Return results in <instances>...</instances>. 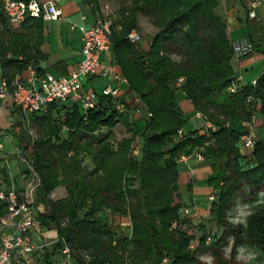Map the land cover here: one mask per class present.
Instances as JSON below:
<instances>
[{
	"label": "trees",
	"instance_id": "16d2710c",
	"mask_svg": "<svg viewBox=\"0 0 264 264\" xmlns=\"http://www.w3.org/2000/svg\"><path fill=\"white\" fill-rule=\"evenodd\" d=\"M84 1L93 9L96 0ZM218 8V0H129L119 9L110 23L111 62L141 101L138 117L129 107L119 113L108 97H100L91 110L84 111L76 101L52 103L45 112L29 117L37 136L30 143L19 136L18 147L29 153L41 181L35 202L47 213L39 214L37 221L43 230L56 231L52 254L68 246L76 264H208L198 259L199 247L190 248V218L181 217L182 204L176 202L178 160L195 151L212 171L208 186L216 200L210 219L236 236L232 256L242 233L264 251V208L243 229H231L226 219L243 185L250 190L264 187V142L257 138L251 153L240 145V124H252L256 115L264 120V73L255 86L229 92L235 80L233 48ZM98 9L95 3L93 13L101 17ZM140 16L158 30L146 47L128 39L132 30L141 34ZM44 31L45 21L31 16L19 28L12 27L0 4V69L8 82L28 66L37 67L35 61L43 58ZM249 41L264 55L260 42ZM178 93L215 127L214 132L195 130L178 137L187 122ZM117 125L129 136L117 139L113 132ZM9 184L0 150V190ZM59 187L66 195L51 198ZM4 213L0 200V218ZM116 217L128 221L127 235L112 222ZM174 222L178 227L172 228ZM203 244L204 239L200 247ZM217 245L210 248L212 264H227ZM83 253L90 255L89 262Z\"/></svg>",
	"mask_w": 264,
	"mask_h": 264
},
{
	"label": "built area",
	"instance_id": "2783aa9c",
	"mask_svg": "<svg viewBox=\"0 0 264 264\" xmlns=\"http://www.w3.org/2000/svg\"><path fill=\"white\" fill-rule=\"evenodd\" d=\"M2 10L9 24L19 28L27 16L42 18L45 22H55L64 19L63 9L56 0H0ZM263 0H249L247 17L250 20L261 21L259 10ZM71 30H77L81 37L80 60L72 72L67 76H54L50 73L41 74L36 66L30 65L21 75H17L8 82L2 76L0 69V105L10 102L17 112L24 118L29 119L33 114L46 111L52 103H65L69 100L76 101L84 111L96 108L100 97H108L114 101L115 108L119 113H125L128 107L138 117L142 114L141 101L137 95L129 90L127 78L120 69L111 62V28L110 24L103 21L99 16L93 24L86 23V17L81 16L79 24L71 23ZM128 39L132 43H143V36L136 30H132ZM233 60L238 61L255 53L254 45L248 39L232 42ZM109 57V64L101 63V56ZM89 77H98L103 80L99 89L85 90L83 80ZM241 78L235 77L234 82L228 88L229 92L235 93ZM183 79H179L180 85ZM257 80L250 84L256 85ZM251 98L248 97V101ZM201 118V115L197 113ZM241 125L240 145L251 153L256 145L257 138L251 132V123L243 122ZM205 130L215 131V127L206 123ZM185 134L184 130L178 131V137ZM3 149L0 143V150ZM30 152V149H29ZM136 153V151H135ZM20 155V154H19ZM27 166L19 177L9 173L10 184L0 190V200L5 203V213L0 218V264H26L32 261V256L40 255L45 251L47 244L41 239L42 230L37 221L38 205L35 202L37 191L41 181L35 172L29 153L19 156ZM190 160L202 162L204 156L195 151L191 156H181L179 163H187ZM209 200H216L213 191ZM190 210L183 209L182 218H190ZM178 227L177 222L172 223V228ZM192 234V233H191ZM57 239V234H56ZM209 242V237L206 239ZM194 249V244L190 243ZM65 256L66 264H72L73 257L68 246L61 249ZM90 257L86 262H89ZM163 264H167L164 261Z\"/></svg>",
	"mask_w": 264,
	"mask_h": 264
},
{
	"label": "rangeland",
	"instance_id": "374dc122",
	"mask_svg": "<svg viewBox=\"0 0 264 264\" xmlns=\"http://www.w3.org/2000/svg\"><path fill=\"white\" fill-rule=\"evenodd\" d=\"M219 1V8L218 14L227 22L228 14H226L227 10L230 8L232 9V16H237L240 12L241 15H247V10L245 5L241 7L240 0H218ZM233 1V4L230 3ZM87 3L86 1H84ZM98 5V12L101 16L100 18L107 22H113L116 17L119 9L129 4V0H96L95 2ZM95 3L93 4V9H95ZM264 3V0H263ZM90 4V3H87ZM231 4V6H229ZM225 5V6H224ZM226 7V9H225ZM98 15V14H97ZM96 17V15H95ZM250 20V19H249ZM254 21V20H252ZM258 23V27L260 29L261 35L256 37L254 41L260 42L262 47L264 48V20L256 21ZM139 25H140V32L144 38V42L142 43L144 47L148 45V42L151 41L152 37L157 33V29L143 16L139 17ZM173 59L178 61V56H173ZM233 66L234 60L231 63ZM84 85L88 86L86 83V79L83 80ZM175 87V85H172ZM178 103L180 101V95L177 94ZM181 108V107H180ZM15 109V108H14ZM14 119L9 120L5 123L3 129H1L2 137L7 136V138H3L1 140V144L3 149L1 150L2 155L4 156V162L10 174L14 177L18 176L20 172H24L27 169V166L24 162H22L20 155L23 156L24 152L22 148L18 147V139L19 136H22L26 143H30L32 139L37 136V131L35 126L29 119L22 117L17 110H14ZM192 117H195V114L192 113ZM197 119V118H196ZM201 125H198V128L201 127L202 130H205L206 121L203 117L200 119ZM188 119L185 126L183 128L187 130L190 128V124L188 123ZM197 128V127H195ZM197 128V129H198ZM264 129V128H263ZM105 132V131H103ZM114 135L117 139H122L124 137H128L129 135L125 132V129L121 125H117L114 128ZM65 136V131L63 132ZM256 138L262 139V137L256 136ZM135 145L137 146V152L134 153V156H139V150L141 145V138L138 137L137 141H135ZM20 154V155H19ZM206 162V161H205ZM84 165L89 168L90 163L89 159H85ZM178 170H182V167L178 165ZM19 177V176H18ZM17 177V178H18ZM180 183L183 185L185 183V178L183 174L181 175ZM189 187L187 186L185 190H188ZM66 195V191L64 187H59L57 190L53 191L51 194V198L58 199L62 196ZM178 197H182L178 195ZM185 204V203H183ZM264 208V187L258 188L256 190H250L247 186L243 185L240 190L238 191L237 195L232 200L227 212H226V219L231 229L234 228H245L249 218L255 214L257 211ZM38 213L39 214H46L47 209L43 206L38 205ZM116 225L120 224L119 232L123 235H127L129 232L128 221L125 219L115 218L113 221ZM42 234L41 239L47 244L45 251L40 255L32 256V261L26 264H66L65 256L62 254L61 250L57 251L55 254H52V245L56 240V231H45L41 228ZM192 233L193 239L192 243L194 244V249L197 250V257L201 261H204L208 264H212L214 259L212 256V252L210 248L214 244H218L219 252L226 261L227 264H264V251L255 245L251 244L248 240H246L245 236L241 235V242L236 247V254L233 257L232 251L235 246L236 236L226 228L220 227L217 223L209 219L206 222H200L197 226H191L189 229ZM118 231V230H117ZM209 237V242L206 239ZM204 239L203 246L200 247V242ZM90 255L88 253H83V258L85 261L88 260ZM72 264H76L73 260Z\"/></svg>",
	"mask_w": 264,
	"mask_h": 264
},
{
	"label": "crops",
	"instance_id": "0c3cea01",
	"mask_svg": "<svg viewBox=\"0 0 264 264\" xmlns=\"http://www.w3.org/2000/svg\"><path fill=\"white\" fill-rule=\"evenodd\" d=\"M44 1V0H39ZM59 6L63 9L64 19L55 22H45L44 31V43L41 46L43 58L36 60L37 68L40 69V73H50L54 76H67L76 67L80 60V53L82 48L80 33L77 30H71V23L79 24L81 22V16L86 17V23L91 25L95 21V15L93 13L92 5L87 4L84 0H56ZM249 0H240V5H245L246 10L248 8ZM230 3L233 4V1ZM243 3V5H242ZM225 6V5H224ZM231 6V4H229ZM231 8V7H230ZM227 10V32L232 42L242 39H255L261 35L258 23L256 21L249 20L247 15H241V12L236 16H232V9ZM261 20H264V3L259 10ZM109 57L106 54L101 56V63L103 65L109 64ZM235 66L232 65L235 77L241 78L239 86L250 84L253 80H257L264 73V55L255 52L253 55L235 61ZM85 90L95 88L99 89L103 84V80L98 77H89L86 79ZM69 100L65 103H71ZM179 106L185 114V118L188 119L191 130L187 132L199 130L204 132L201 127V122L197 113L194 112L191 103L185 99L181 94ZM14 107L10 102H5L0 105V130L4 128L5 123L14 119ZM192 113L195 117H192ZM187 123V124H188ZM187 125H185L186 128ZM197 127V128H195ZM184 128V131L186 129ZM264 120L256 115L251 124V132L258 137H262L264 142ZM2 134V133H0ZM7 138V136L1 137ZM182 170H179V192L176 202L182 204V211L185 208L190 210V222L192 226H197L200 222H206L210 219L209 211L211 208V201L209 200L210 194L213 189L208 186V179L212 176L210 164L203 160L202 162H195L190 160L187 163H179ZM185 178V183L182 185L181 175ZM188 190H185L186 187ZM57 190V189H56ZM63 197V196H62ZM185 203V204H183ZM43 235V234H42Z\"/></svg>",
	"mask_w": 264,
	"mask_h": 264
}]
</instances>
